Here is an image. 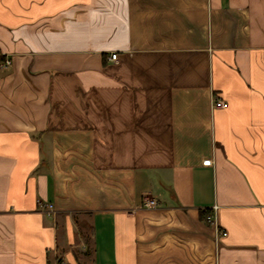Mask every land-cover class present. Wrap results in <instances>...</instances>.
<instances>
[{"label": "crops", "instance_id": "0c3cea01", "mask_svg": "<svg viewBox=\"0 0 264 264\" xmlns=\"http://www.w3.org/2000/svg\"><path fill=\"white\" fill-rule=\"evenodd\" d=\"M263 52L264 0H0V264H264Z\"/></svg>", "mask_w": 264, "mask_h": 264}, {"label": "built area", "instance_id": "2783aa9c", "mask_svg": "<svg viewBox=\"0 0 264 264\" xmlns=\"http://www.w3.org/2000/svg\"><path fill=\"white\" fill-rule=\"evenodd\" d=\"M117 56L118 54L116 52H113L111 55H110V58L112 60H117ZM263 56H264V52H263ZM6 64H11V60L10 59H7L5 61ZM228 106V103L223 100V99H220V98H214V101H213V107L215 108H224V107H227ZM205 165H210L212 163V160L211 159H207V160H204L203 162ZM142 205L146 208H153V207H156L158 205V201L154 198H151L147 193H145L143 195V200H142ZM210 220L211 222L214 221V216L211 215L210 216ZM227 232L223 231L222 232V235H226Z\"/></svg>", "mask_w": 264, "mask_h": 264}, {"label": "trees", "instance_id": "16d2710c", "mask_svg": "<svg viewBox=\"0 0 264 264\" xmlns=\"http://www.w3.org/2000/svg\"><path fill=\"white\" fill-rule=\"evenodd\" d=\"M209 215H210V211L209 210H202L201 212V218L204 219L205 221H210L209 220ZM59 264H61V260L59 261Z\"/></svg>", "mask_w": 264, "mask_h": 264}]
</instances>
